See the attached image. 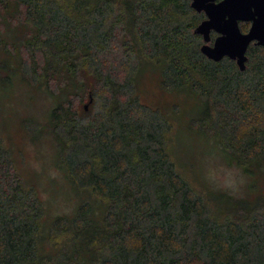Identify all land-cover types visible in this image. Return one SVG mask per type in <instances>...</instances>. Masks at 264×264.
Listing matches in <instances>:
<instances>
[{
	"label": "trees",
	"instance_id": "16d2710c",
	"mask_svg": "<svg viewBox=\"0 0 264 264\" xmlns=\"http://www.w3.org/2000/svg\"><path fill=\"white\" fill-rule=\"evenodd\" d=\"M202 17L189 0H0V264H264V48L248 44L243 70L210 60ZM146 70L182 100L142 103ZM38 92L63 174L45 197L4 132L8 102ZM186 141L241 188L204 179Z\"/></svg>",
	"mask_w": 264,
	"mask_h": 264
},
{
	"label": "rangeland",
	"instance_id": "374dc122",
	"mask_svg": "<svg viewBox=\"0 0 264 264\" xmlns=\"http://www.w3.org/2000/svg\"><path fill=\"white\" fill-rule=\"evenodd\" d=\"M185 14L186 17L191 15L190 13ZM115 33H118L119 36L118 41L115 42L117 45L122 39L128 38L127 33H123L120 29H116ZM118 47L120 48L119 45ZM114 54L116 57L118 56L114 52L109 53L106 57L109 58L110 55ZM157 78L158 71L146 70L136 82L138 99L142 103L151 107L164 105L168 108L175 101L182 100V97L177 98L161 90L157 84ZM18 90L23 91L24 89L20 86ZM50 100V98L40 92L34 94L32 100L26 99L25 94L20 93L18 98L8 102V106H11V111H8L9 120L4 130L7 136V146L12 149V158L15 159V164L18 168L17 172L21 173L26 182L35 183L36 181V186L43 197L48 196L46 192V189H50L48 184L55 182L52 179L63 180L62 171L58 169L60 164L55 156L57 151L52 132L47 128L44 130L49 120L47 113L52 107ZM84 100L85 97L78 99V101L76 99L72 100L73 108L77 111V114L81 112L82 106L86 103ZM29 118H33L32 122L38 123V127L41 129L37 132V137H32L24 129L23 120L27 119L28 121ZM186 142L191 147V161L194 162L197 173L203 175L204 179H207L213 185L234 191L241 188L243 178H241V174L236 167L224 165L222 160L214 154H201V152L197 151L198 147L196 144L191 141ZM230 185L232 186L230 187ZM62 197L60 196V198ZM67 208L64 206V209Z\"/></svg>",
	"mask_w": 264,
	"mask_h": 264
},
{
	"label": "water",
	"instance_id": "95a60500",
	"mask_svg": "<svg viewBox=\"0 0 264 264\" xmlns=\"http://www.w3.org/2000/svg\"><path fill=\"white\" fill-rule=\"evenodd\" d=\"M189 7L205 16L193 32L201 36L199 50L206 58L217 61L226 56L243 70L248 44L264 48V0H189ZM238 21L249 22L245 32L240 31ZM210 30L216 36L209 45Z\"/></svg>",
	"mask_w": 264,
	"mask_h": 264
},
{
	"label": "flooded vegetation",
	"instance_id": "af4514ba",
	"mask_svg": "<svg viewBox=\"0 0 264 264\" xmlns=\"http://www.w3.org/2000/svg\"><path fill=\"white\" fill-rule=\"evenodd\" d=\"M216 1H217V0H216ZM197 13H201V14H202V12H200V11L197 12ZM202 15H203V17H202L201 19L205 18L204 14H202ZM200 21H201V20H200ZM238 23H243L245 27L240 28V27L238 26ZM238 23H237V26L239 27L240 31H241V32H243V31L245 32V31L247 30V28H248V23H249V22H247V21H246V22L238 21ZM241 29H242V30H241ZM215 36H216V33H215L213 30H210V31H209V38H208V40H207V41H208L207 44L210 45V44L212 43V41H211L212 38H214Z\"/></svg>",
	"mask_w": 264,
	"mask_h": 264
},
{
	"label": "clouds",
	"instance_id": "9594fccd",
	"mask_svg": "<svg viewBox=\"0 0 264 264\" xmlns=\"http://www.w3.org/2000/svg\"><path fill=\"white\" fill-rule=\"evenodd\" d=\"M232 185H230V187H231Z\"/></svg>",
	"mask_w": 264,
	"mask_h": 264
}]
</instances>
